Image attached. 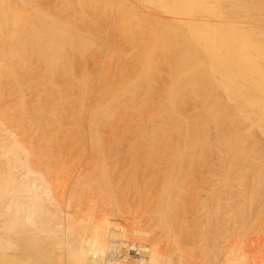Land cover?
Returning a JSON list of instances; mask_svg holds the SVG:
<instances>
[{"label":"bare ground","instance_id":"6f19581e","mask_svg":"<svg viewBox=\"0 0 264 264\" xmlns=\"http://www.w3.org/2000/svg\"><path fill=\"white\" fill-rule=\"evenodd\" d=\"M35 1H37V0H35ZM35 1L33 0V2H32V0H0V66H5V68H7V71L5 70L6 72L4 73V75H6V73L7 74L10 73V75H9L10 80L4 79L5 82L0 81V95L2 97H5L6 100H9L8 96L11 97L13 95H15V96L18 95V97H20V98L24 97V96L28 97V94L30 92H33L34 91L33 89H35L38 85L41 84V82L39 81L40 84H38V85L34 84V85H36V86H34L35 88L33 87V84H32V87H30L31 83L29 80L33 79V77L31 76V79H30V77L28 78L27 75H29L28 73L34 72V70H32L31 72L29 71L27 73L26 67H28V65L27 66L25 65V62L26 61L30 62V60L34 61L33 63H35L37 65V67H36L37 69L34 68L35 67L34 65H33L32 69L34 68L36 71L38 70L39 73L41 71L42 72L44 71L45 75L48 74L50 77H52V76L55 77L58 75V78H59V75L61 77L65 76L67 82H69V83L70 82L72 83L75 80L74 85L77 84V88H75V89H77V92H78V84L81 86L80 90L82 88L84 90H86V84H87V77H85L86 73L83 74L84 73V69H83V73L81 72V74H79L80 70L76 65H77L78 61L84 60L83 56L86 55V51L91 47L90 46L91 44L95 45L96 41L90 39L89 37L88 38L85 37V35H83V33L81 32V31L85 32L84 29H86V30L88 29V26L86 25V23H84V21L89 23V21L85 20L89 17L85 18L84 16L81 15V17L85 18V19H83V18H81V19L84 20V21L83 20L82 21H83L84 25L87 26V28H86V26L82 27L83 25L81 26V24L78 23L79 26H81V28H82V29H79V27H76V24L71 23V21L74 20V17H77V15H78L77 14L78 11L75 12V9L77 10L78 7L81 8V6L89 4L90 6H92L94 13L92 10H88V8L92 9L89 6H87V10H85L84 9L85 7H83V12L88 13L90 11L91 14L93 13V15H95V22H98V21H101L100 19L102 18V16L99 13L103 14L105 12L104 10H106V9H108V10L110 9V13H112L111 11H113V9H115V7H116L117 8L116 11L119 13H122V15H123V13L133 15V18L136 20V22H141L142 25L144 24V26L147 27L146 30L151 28V30L153 32L154 31L153 29H155V31L153 32V34L155 35L154 36L155 39L152 38V40L153 39L155 40V43L158 46H160V49L168 52L167 55H169V56L171 55V57H169V58H171L173 61V62H171L172 63L171 69H172V73L174 75L173 79H175V81L174 80L173 81L176 82L172 88H169L170 93H171V98H172L171 100H169L170 102L172 101L171 105L173 104L175 106L176 102L183 100L182 97H184V96L186 97L187 92L185 93V91H184V93H185L184 96L181 97V90L183 89L182 86L184 84L188 85V88L191 86L190 90H192L194 92V95H197L196 93H200L203 95V93H206V92L207 93L211 92V94H212V91L215 90V92H216V89H217V90L221 91L222 93L226 94V96H228L230 101H232L235 104L236 111H231V109L227 105L222 103L221 97H220V99H218V97H216V94L211 95L208 98V101H206L207 106H204V104H203L204 101L202 102L203 96H201L200 94H198L197 96H199L198 99L202 98L201 103L204 106V108H202V110L203 109L205 110V107H208L206 110H208L209 112L203 111V113L204 114L209 113L207 115H210L212 117V119H214L217 122L218 126L222 130H225V135H226V133L228 135L227 124L230 122L231 124L234 123L236 125L237 123H235L234 121H251L250 125L247 127L248 128L247 131L253 132L252 131L253 129H259L262 131V132L260 131L261 134L262 133L264 134V122H263L264 121V102L261 99L251 95V93L249 91V88H252L254 86H256L257 90L259 88H261L264 91V88H263L264 82H261L264 80L263 79L264 67L260 66V64H261L260 62L264 61V24H263L264 23V15H263L264 12L261 11L262 8L264 10V2H262L260 0H88V3H87V1H85V0H77L78 4H80L81 6L77 4L78 5V7H77L76 4L74 3L75 7H77V8H75L69 4L71 2L70 0H69L70 2L68 0H63L65 2V3L63 2L64 6H66V5L67 6L65 9L66 11H64V12H61L63 10L61 8L62 9L60 11L61 16H63V14L65 12H67V9L69 10L67 12L68 14L65 13L66 15H68L66 17V19H63V17L60 18V12L57 13L58 10H56L55 14H52V12H51L52 10L51 11H50V9L48 10L47 6L45 7L44 5H42L43 4L42 2L40 4V3H34ZM38 2H40V0H38ZM47 2H45V3H47ZM138 2L141 3L142 6H141V4H138ZM53 6H55V4ZM142 7H145L146 9L147 8L148 9L146 10L144 8L145 9L144 10V9H142ZM57 8H58V5H57ZM78 10H80V9H78ZM139 10H141L143 13L146 14V15L145 14L142 15V13H141L142 19H139L137 17V16H139L138 13H140ZM86 11H88V12H86ZM90 12H89V14H90ZM147 13L149 16L147 15ZM97 14H99L101 16V18L99 16H97ZM107 14H109V12H107ZM113 14H115V13H113ZM107 16H103V17H107ZM143 16H147V18L143 19L144 18ZM108 17H107V24H108L109 20H110L109 22H112L113 20H114V23L119 22L118 16H116V18L118 19L117 21L115 19H113L115 17H112V19L108 18ZM125 17H127V16H125ZM93 19H94V17H93ZM77 20H80V19L77 18ZM77 20H76V22H77ZM257 21H259L260 24H258L259 22H257ZM76 22H74V23H76ZM104 22L106 23L105 20H104ZM119 23L115 24V26L117 25L116 26L117 29L115 27H113L114 30H118V26H120ZM141 23L139 25H141ZM93 24H95V23H93ZM101 24H100L99 28H101V26H102ZM122 24H124V23H122ZM139 25H138V29H139V27H141ZM156 25H157V27H156ZM109 26L110 25H108L107 27H109ZM144 26H142V27H144ZM154 26L156 28H154ZM90 27H91V25L89 26V28ZM107 27L105 26V29H108ZM145 27H144V29H145ZM92 28H93V26H92ZM92 28H91V31H92ZM123 28H122V30H123ZM113 29H112V32H113ZM144 29L142 31L143 34L145 31ZM156 29L158 30V32H156ZM89 30H88V32H89ZM99 30L101 31V29H99ZM108 30L106 32L110 33V31H108ZM141 30H142V28H141ZM91 31L89 32V34H91ZM102 31H105V30L103 29ZM101 32L99 33V35L100 34L103 35V32L102 33ZM114 32H116L115 35L117 37L118 36L117 31H114ZM132 32H134L133 29L131 30V33ZM152 32H151V34H152ZM92 33H94V32L92 31ZM97 33H98V31H97ZM125 33L127 35V32H125ZM137 33H138V31H136V34L132 33L131 36L133 37V36L137 35ZM104 34H105V32H104ZM112 34L113 33H111V35ZM145 34L147 35L148 33H145ZM149 34H150V32H149ZM106 35H108V33ZM119 35L123 36L122 33ZM126 35H125V37L127 38ZM144 36H143V38H144ZM129 37H130V35H129ZM140 37H141V35H140ZM148 37H150V36H148ZM148 37H145V38L147 39ZM99 38H101V36ZM111 38H114V37H110V39ZM108 39H109V35H108ZM128 39H126V41ZM130 39H131V37H130ZM130 39H129V41L131 42V40H132V42H133V39H135V38L133 37V39H131V40ZM139 39H142V38H139ZM146 39L144 41L142 40V42H144V44H146V41H147V43H149V42L151 43V41L148 42V40H146ZM123 40H124V38H123ZM123 40H120L119 44L122 43L121 41H123ZM154 40L152 41V43H154ZM101 41H102V39H101ZM101 41H100V43H101ZM118 41H119V39H118ZM135 41H136V39H135ZM124 42H125V40H124ZM123 45H126V44L123 43ZM130 45H128V46L131 48L132 46H130ZM97 46H99V45H97ZM100 46L102 47V43ZM152 46L154 47L153 44H152ZM158 46H156V47H158ZM111 47H109V48H111ZM137 47L139 48L140 46H137ZM120 48L124 49L123 47H120ZM144 48H145V46H144ZM93 49H95V46ZM102 49H103V47H102ZM102 49H100V51H102ZM114 49H116V48H114ZM137 49H135V50H137ZM141 49H139L137 51H141ZM107 50H106L107 51L106 53H108L110 49H107ZM151 50H153V48ZM151 50H150V46H149V49L146 50V52L143 50L145 52L144 55H143V53H142V55H140L144 58L142 60V66L143 67L140 65L142 67V69L141 70L139 69V72L141 71V73L138 74V76H136L135 82H132V83H134L132 85V87L130 86L129 83L127 84V86H125L126 90L130 91L131 93L132 92L134 93L133 88L135 90L136 89L140 90L141 86L149 85L154 80V78H152V77H154L153 74L155 72L152 73L153 69L151 71V69H149V67L152 66V64H154V61H156V59H157L156 57H158L160 54L157 52L159 55L154 57L156 59L153 60L154 55L152 57L150 56V53H152ZM100 51H98V52H100ZM123 52L127 53L126 50H123ZM128 53L130 54L132 52H129V50H128ZM128 53L125 56H127V55L129 56ZM153 54H156V51ZM90 55L91 54H89V56ZM104 55H106V57L108 56L107 54H103V56ZM252 55H254V56H252ZM81 56L83 58L82 60L80 58ZM86 56H88V55H86ZM100 56L101 55H99V59H100ZM113 56L114 55L109 57V59H110L109 64L105 63V66L106 65H112L113 63L116 62V61L114 62V58H112ZM116 56H118V55H115V57ZM119 56H120V54H119ZM142 57H140V58L142 59ZM103 58H102V60H103ZM159 58H160V56H159ZM85 59H86V57H85ZM89 59H91V58L89 57ZM93 59H94V57H93ZM118 59H120V58H118ZM137 60H139V58H137ZM160 60L158 61L159 63H161V61H162V60L161 61ZM93 61L90 60V63L96 64V62L95 61L93 62ZM104 61L106 62L105 59H104ZM119 61L117 60V62H119ZM123 62H125V61H123ZM123 62L122 61L119 62L120 66ZM107 63H108V61H107ZM79 64L81 65L80 62H79ZM87 64H89V63L86 61V65ZM124 64L125 63H123V65ZM127 64H125L124 66L126 67ZM155 64H158V63L155 62ZM91 66L93 67V65H91ZM91 66H86L88 71H90ZM99 66H101V65H99ZM116 66L117 65H115V67ZM120 66H119L118 70L120 69ZM83 67L86 68L84 65H83ZM83 67H80V69ZM95 67H97L96 69L98 70V64H97V66L95 65ZM144 67H146V68H144ZM164 67H165V65L163 64V67L162 68L160 67V69H163V71H164L165 70ZM166 67H167V65H166ZM106 68H107V66H106ZM113 68H114L113 66H108V69H106L107 70L105 72L106 78H105V82L103 84V85H105L104 88L106 89V91H108L109 96L112 97V100L115 99L113 94H116L118 92V88H117L118 86L116 87L115 86L116 84L115 85L113 84V81H112L113 78H111V75H110L111 73H113L112 72ZM150 68H152V67H150ZM0 69H2V68L0 67ZM94 69L95 68L93 67V69H91V70L93 71ZM96 69H95V71H97ZM126 69H127V67H126ZM155 69H156V67H155ZM157 69H158L157 71L159 72V67ZM92 71H90V72H92ZM95 71H93V73H90V72L88 73V74H91L89 76L90 79H91L92 74H95ZM115 71H114V73H115V75H117V72H119V71H117V70H115ZM37 72L34 75H38ZM124 72H125V69H124ZM99 73H100V71H99ZM31 74H33V73H31ZM101 74H103V72ZM124 74H126V73H124ZM160 74H162V73H160ZM164 74H166V73H163V76H164ZM245 74H256V75L260 74V75H258V77H261L262 75L263 76H262L261 80L259 78H258L259 80L256 78H253V80H252V79L245 78L244 77ZM95 75L93 76L94 78H95ZM0 76H2L1 71H0ZM130 76H131V73H130ZM167 76L165 79L166 81H168ZM70 77H71V80H70ZM121 78H122V76H121ZM160 78L163 79V78H165V76L163 78L159 77V79ZM2 79L3 78H1V80ZM54 79H53V82H54ZM63 79H65V78H63ZM63 79H61V80H63ZM102 79L103 78H101L100 80H102ZM159 79H158V84L162 85L161 83H163V81H161V83H159V81L161 80V79L160 80ZM130 80L133 81L134 79L132 80V78H130ZM165 80H164V83L166 82ZM127 81L131 82V81H129V79ZM31 82L35 83L34 80ZM47 82H49V81H47ZM101 82L103 83V80ZM153 82H155V81H153ZM36 83H37V81H36ZM45 83H46V80H45ZM61 83H62V81H61ZM90 83H91V80H90ZM94 83H95V81H94ZM125 84H126V82H125ZM171 84H173V83H171ZM42 85H44V84H42ZM50 85L53 88V85L52 84H50ZM54 85L59 86L56 84V79H55ZM62 85H64V84H62ZM74 85H72V86H74ZM90 85L91 84H89V86ZM160 85H159V87H161ZM170 85L168 87H170ZM68 86L69 85L67 83V87ZM120 86L122 87L123 84ZM120 86H119V88H121ZM151 86H150V88H151ZM40 87H41V85H40ZM59 87H61V86H59ZM63 87H65V86H63ZM96 87L97 88L101 87V88H99L101 90L103 89L102 84L99 87L96 86V84H95V88ZM115 87L117 88V92H112L113 90L116 89ZM62 88H60L59 92H61ZM70 88H71L70 89V93H71L72 87H70ZM90 88L91 87L87 88V90H88L87 92H89ZM144 88L141 87V90L143 89L145 91ZM150 88L149 89L147 88V91L149 92V94L153 92L151 94L153 96L154 89L152 90V88L151 89ZM161 88H163V87H161ZM186 88L187 87H185V90H186ZM45 89L46 88H44V91H45ZM54 89H55V87H54ZM54 89H53V92H54ZM75 89H73V91H75ZM121 89L123 90L124 88H121ZM121 89H119L120 92H121ZM37 90H38V87H37V89H35L36 93H37ZM150 90H152V91H150ZM35 92H33L31 95H34ZM55 92L57 93L56 90H55ZM91 92H93V90ZM95 92H96V90H95ZM98 92H101V91H98ZM130 92H126V93L129 94ZM164 92L168 93V91H166V88L164 89ZM45 93H47V90L45 91ZM83 93L85 94V92H83ZM126 93H124V94H126ZM140 93H141V95L144 94V92L138 91V93H137V91H136V93L134 94V97H136L137 95H140ZM38 94H40V92ZM128 94H126V95H128ZM149 94H147V98H146L147 101L145 100L146 102L149 101L148 100ZM189 94H190V92H189ZM50 95H52V94H50ZM60 95L63 96V93H61ZM66 95H68V94H66ZM38 96L36 97L35 100L41 99V98L39 99ZM81 96H82V94H81ZM152 96H151V98H152ZM158 96H160V95H158ZM161 96H163V94H161ZM212 96H213V98H212ZM31 97H33V96H31ZM88 97H89V95H88ZM88 97L86 99H88ZM121 97H123V95ZM168 97L170 98V96H168ZM189 97H190V95H189ZM15 98H13V101H15L14 100ZM20 98L18 100H21ZM26 98L24 99L25 101L31 100V99L26 100ZM99 98H100V96H99ZM123 98H125V97H123ZM128 98L129 97H126V99H128ZM158 98H155V100H157ZM163 98H167V97L164 96ZM187 98H186V100H187ZM192 98H189V100L190 99L192 100ZM216 98H217V100H216ZM137 99L139 100L140 96H138ZM198 99H197V101H198ZM10 100H12V99H10ZM60 100H61V98H60ZM120 100H122V99L120 98ZM165 100H167V99H165ZM215 100L219 101L220 103L214 102ZM44 101H41V102H44ZM134 101H135V98H134ZM157 101H159V100H157ZM160 101H161V99H160ZM184 101H185V98H184L183 102ZM46 102H48V101H46ZM89 102H90V100H89ZM115 102H117L116 99H115ZM122 102H123V100H122ZM122 102L119 101V106L121 105L120 107H122V104H123ZM127 102L130 103L129 100L128 101L126 100V105H127ZM139 102H141V101H139ZM152 102H150L151 105H152ZM162 102H163V99H162ZM7 103H8V101H7ZM23 103H25V102H23ZM36 103H34V104H36ZM124 103H125V101H124ZM134 103H136V102H134ZM145 103H144V105H145ZM158 103H161V102H158ZM184 103H186V101ZM25 104H24V106H25ZM60 104H62V103H60ZM68 104H67V106H68ZM30 105H31V102H30ZM42 105H43V103H42ZM44 105L42 107H44ZM89 105H90V103H89ZM179 105H182V104L179 103ZM113 106L117 107V103H116V106L115 105H113ZM135 106H136V104H135ZM139 106H138V108H139ZM176 106H178V104ZM6 107L7 108H5L4 112H3L4 109L3 110H2V108L0 109V110H2V112H0V261L2 260L1 261L2 263H3V261H5L4 263H7V264H25L24 260H23V259H25V257L22 256V253H24V255H25V253H27V254H30L31 252L33 253L34 250H32V249L38 248V245H40L39 243L41 242L43 244L42 246L44 247V249L42 248V250L48 256H44L45 254L43 255V253H42L43 257L41 260V259H39L40 258L39 256H41V253L40 254L37 253L39 256L38 255H35V256L38 257L39 261L38 260H37L38 262L35 261L36 263L33 261L32 264H57L55 262L54 257H53V249H52L53 245L54 246L60 245L61 250H62V248L65 249L64 253H66L68 261H67V263H65L63 261V264H186L184 261V258L181 255L175 253L177 255V258H176V255L174 256L173 254L170 253L171 251H173V249L171 250L170 247H171V243H173V245L175 246L177 240H179L181 238L188 240V239H186L188 236L191 239L192 243L193 242H199V243H201L200 246L203 248V250L205 249V251H204L205 253H203V254L206 255V259L203 260L204 262L202 264H264V246H263L262 250L261 249H260V251L255 250L256 252L254 251L253 253L250 251V249H246V248L234 250V247H233V249H231V247L230 248L228 247V241H230V239H231V238L229 239V233L231 232V231L229 232V230H231L233 224L240 222L239 224L242 225L243 222L246 220H249V221L255 220L258 222L263 221V223H264V198L254 199L252 197L249 198L248 196H247V198L244 197L247 194L244 186H243V188H241L242 186H240V188H237L239 191V194H241V193L244 194V196H243L244 198L241 200L235 201V199L233 197V192H234L233 191V188H234L233 185L235 184V183H233V177H235V174H233V176L231 174V171L233 169L230 168L231 165H230L229 161L231 159L229 160L230 156L228 153L231 152L230 148H231V146L234 145V144H232L234 141V138L232 140V143H230L231 146L228 149V152L221 155V156H217V155L214 156V155L208 154V153H207V155L205 154L206 156H204L203 154H204L205 148H203L204 149L203 154L199 153V151L201 149L199 151H198V149L200 148V146H203V142H202L203 139H201V141L197 140L199 138H197V139L194 138L195 140H192V139L186 140L185 139L184 141H181V140L177 141L176 140V142L174 143V146L171 147L172 150L170 149L171 153L167 152V154H166V151L169 150V149H166L167 145L162 148V149L165 148L166 151L164 150L165 153L160 155L161 156L160 159L158 157V159H157L158 160V164H157L158 166L156 165V167H155L156 169H155L150 164L149 165L152 168L150 166H148V167L144 166L146 164H144L142 166L141 162H139L140 164H139V166H137V163H135V161L133 160V157L136 154H138L137 153L138 150H141L140 151L141 153L143 150V149H138V150L136 149L138 147L137 142L130 143V145H131L130 152L127 149V145L124 147V149H121V144H122V146H124V144L117 141V134H116V132H117L116 126H118V124H119V119H117L118 121H114V115H113V113H111V111L109 113L108 110H105V112H107L106 115L111 117V118L108 117L109 120H111V121L106 120L107 116L104 119L106 121H94V120H92V121H79L80 124L87 122V124H89V126L91 128H93V127L97 128V129L99 128V129L103 130V132H99V131H101V130H99V131H97L98 134L96 136L89 139V137H86V133L84 132L85 129H83L84 131H82V132H84L85 134H83L84 136H82L81 138H80V135H77L79 138V139L76 138L78 140V143H77V141L74 140L76 135L74 136L73 139H71L70 135H72L73 132L71 134L68 133L69 129H71L70 125H72L71 124L72 121H63V120L60 121L61 120L60 118L63 116L56 114L57 116H59L58 117L59 119L56 118L59 121H49L50 118L47 121L45 118L50 113L46 116H43L48 112V111L45 112L44 110L46 108H44V110H42V109L41 110L44 112V114L42 116L44 117L45 121L40 120V119H39L40 121H34L33 119H32L33 121H29V120L28 121H21L20 116H22V118L24 119L25 118L24 115L26 114V111L28 109L27 110L25 109L26 111H24V109L23 110L20 109L21 115H19L18 113H17L18 114L17 115L15 111H14L15 112L14 113L12 110H10V108L8 106H6ZM114 107H112L113 110L115 109ZM145 107H143V108L146 110ZM181 107H183V106H181ZM33 108H34V106L30 107L29 110H31V109L32 110L29 113L32 114V111H33V115L36 114L35 116L38 117L37 113L35 112V110H33ZM37 108H39L38 109V112H39L40 107H37ZM62 108H64V107H62ZM99 108L97 105V109H99ZM179 108L180 107L178 106V108L176 107L175 109H179ZM249 108H254V109L258 110V113L259 112L261 113L260 117H258L256 115L257 118H251L249 116ZM6 109H8V110H6ZM13 109H14V107H13ZM97 109H94V110L97 111ZM124 109L122 108L121 112ZM136 109L133 108V110H136ZM152 109L154 110V108H152ZM184 109L181 108V111ZM117 110H119V109H117ZM202 110H201V112H202ZM36 111H37V109H36ZM125 111H126V109L124 110L123 114L125 113ZM181 111L179 109L178 112L180 113ZM187 111H188V109H187ZM18 112L20 113V111H18ZM56 112H61V111H58V109H57ZM142 112L141 111L135 112V115L137 114V116H138V113H142ZM167 112H169V110ZM191 112H189L190 116H191ZM29 113L27 112V114H29ZM39 113H41V112H39ZM96 113L97 112H94L95 115H96ZM132 113H133V111H132ZM15 114H16L17 118L18 117L20 118V119H18L20 121H17ZM70 114H71V112H70ZM123 114L121 116H123ZM131 114H129V115L131 116ZM146 114H144V115H146ZM148 114H150V113L148 112ZM186 114H188V113L186 112ZM186 114H184V115H186ZM38 115H40V114H38ZM129 115L125 114V116H129ZM139 115L142 116V114H139ZM144 115L142 117L140 116L141 121L144 120V119H142V118H145ZM165 115H166L165 116V119H166V117L169 115H167V114H165ZM170 115L174 121H178L179 115L177 116L175 111L174 112L171 111ZM57 116H55V117H57ZM117 116H118V113H117ZM130 116H129V118H130ZM137 116L135 117L136 118L135 121L137 120V118L139 119V117H137ZM156 116L158 117V115H156ZM163 116H164V114H163ZM163 116H161V117H163ZM204 116H206V115H204ZM198 117H200V114ZM201 117H203V116L201 115ZM208 117H206V120ZM40 118H41V116H40ZM119 118L121 119V117H119ZM190 118H193V117H190ZM196 118L197 117H195L193 119L196 120ZM92 119H94V118H92ZM123 119H122V121H123ZM183 119H185V117H183ZM187 119H189V118H187ZM132 120H134L133 117H132ZM163 120H160V121H163ZM166 120L171 121L168 119H166ZM214 120H212L210 124H214V122H213ZM145 121H147V119H145ZM158 121H159V119H158ZM188 121H191V120H188ZM188 121H186V123H189ZM199 121H201V120H199ZM202 121H203V119H202ZM74 122H76V121H73V123ZM186 123H185V127H186ZM196 123H198V122H196ZM205 124H207V123L205 122ZM235 125L233 126L234 128H235ZM85 126L86 125H84V127L81 126L80 127L81 130H82V128H86ZM211 127H213V126H211ZM219 127H217V129H215V130H218ZM229 127H231V125ZM233 127H232L233 130H231L232 133L235 130ZM241 127H243V126H241ZM106 129H108V130H106ZM137 129L139 130L140 128H137ZM190 129H191V127H190ZM229 129H231V128H229ZM229 129H228V131H230ZM237 130H238V128H237ZM88 131L90 132L91 129H89ZM105 131H107V132H105ZM104 132L106 133L105 135H104ZM193 132H195V131H193ZM221 132L218 131L219 135L221 134ZM94 133L91 132V134H93V135H94ZM139 133H141V132H138L136 134H139ZM147 134H149V133H147ZM190 134H192V133H190ZM230 134L231 133H229V135ZM247 134H249V133H247ZM234 135L235 134H232L233 137H234ZM193 136H194V134H193ZM232 136H230V137H232ZM90 137H91V135H90ZM155 137H156V135H155ZM190 137H192V136L190 135ZM248 137H249V135H248ZM219 139L222 140L221 137ZM226 139H227V136H226ZM142 140H144V142H146L144 137ZM155 140H157V139H155ZM148 141H150V140L148 139ZM169 141H172V140H169ZM140 142H141V140H140ZM164 142H165L164 144H166V141H164ZM222 142H224V141H222ZM222 142L220 143L221 145H222ZM230 142H231V140H230ZM251 142H253V145H254V140ZM257 142H258V140H257ZM119 143H121V144H119ZM225 143H226V145L223 143L225 146L222 145L220 147V149L223 147L226 148V146H229L227 144L228 143L227 141H225ZM147 144L145 146H149V147L151 145H153L152 147H155V146L159 147V145L163 146L162 141H160L159 145H158V141H154V143L149 142V145H147ZM215 144L216 143H214V145ZM256 144L257 143H255V146H256ZM206 145H208V144H206ZM206 145H204V147ZM211 145H212V143H211ZM250 145H252V143ZM76 146L79 148L80 147H82V148H80V150H76L75 149ZM86 146H87V150L85 151ZM236 146H237V144H236ZM236 146H235V148H236ZM142 147H144V145ZM209 147H211V146H209ZM155 148H154V150H152L150 147V149H148V151L146 149V151H145L146 153L143 152V156L146 158L150 157L149 160L150 159L153 160L152 161L153 163L155 160L153 154H156L158 152L157 150H162L161 147H159L158 149L156 148L157 150ZM207 148H208V146H207ZM208 149H210V148H208ZM217 149L219 150V148H217ZM242 149H240V150L243 151ZM221 152H223V151H221ZM238 152H240V151H238ZM251 153H253V152H251ZM230 154L232 155V153H230ZM201 156H202V159H200ZM237 156H239V155H237ZM243 156L245 157V155H243ZM253 156H255V153ZM81 158L83 159L82 162H80ZM204 158H206V160H207V161H205V163L207 162L208 164H205L206 168L202 169V165L198 166L197 163H198L199 159H200V161L201 160L204 161ZM255 158H257V156ZM136 159H137V157H136ZM142 159L147 161V159H144V158H142ZM258 159L261 160V157L259 158V156H258ZM263 159H264V157H263ZM137 160H141V158H138ZM157 160H155V161L157 162ZM235 161H237V160L235 159ZM235 161L233 162V164H235ZM241 161H243L246 164V167L250 166V163L253 162V161H251V159L250 160L242 159ZM142 162H145V161H142ZM156 162H155V164H156ZM243 162H241V163L243 164ZM215 163H217L218 166L220 164V166L218 168L217 167L215 168L214 166H216V165H213ZM255 163H257V161ZM211 165H213V166H211ZM70 167H72V168L75 167L77 169V173L80 172L79 169H81V168L82 169H86V168L90 169L91 168V172L92 173L94 172V174H96V172H98L97 174L98 175L100 174L101 180L99 178L100 181H96V182L99 183L102 181L103 183H105L103 185L104 186L106 185L107 186L106 189L107 190L109 189V191H112V190H113V192H115V190L117 191L118 188L117 189L114 188V187H118V186H115V181H117L116 185L118 183L117 179H120L119 182H121V180H123V179L129 180V183L131 182L129 185V188H132L131 184L133 185L134 182L135 183L137 182V185L142 186V183L138 184V182L146 181L147 178L152 180L153 177L155 178V179H153V181H155L156 189L154 188V185L151 184L153 187H149L151 192L149 191L147 197L145 198L143 196L144 197L143 198L141 196V197H139V199H137V200H139L138 206L141 207L140 214L138 213V211L135 212L133 210L134 208L132 209V206H130L131 208H129V205L127 207L129 209H127V210H126V208H121V206H119V205H118V207H120V208L113 209V210H117L118 213L126 215V225H124V224L114 225V220H116V214L113 210L110 211L107 209L98 210V211H100L99 214L96 210L92 209L91 212L95 211V213L90 212L92 216H89L90 214H88L89 217L86 216V218H85V217H81L80 215L79 216L76 215V216H78V219H75L76 216L73 214L75 216L74 217L72 215V212H71V210L73 211L72 202L75 203L74 202L75 199H74V201L72 200V197L74 196V193H75V191L72 190L73 185H71L73 180H71L70 177H69L70 179L69 178L67 179L65 177V176H67V174H68L67 172H69ZM75 168L72 170H75ZM239 168L241 169V167H239ZM239 168H238V172H239ZM262 168L263 167H261V171H262ZM89 169H87V170H89ZM244 169H246V168L243 167L242 170H244ZM87 170H84V171H86V173H88ZM257 170H259V169H257ZM249 171H251V170H249ZM72 172H69V173L71 174ZM235 172H237V171L235 170ZM238 172H237V174H238ZM247 172H248V170H247ZM247 172H244V174L245 173L247 174ZM262 172H264V171H262ZM77 173H76V175H77ZM81 173H82V171H81ZM256 174H257V172H256ZM252 175H254V174L252 173ZM74 176H75V172H74ZM79 176H80V178L78 177L79 180H82L81 179L82 175L79 174ZM150 177H152V178H150ZM59 178H60V181H61V178H62V180H65V181L70 180V181L69 182L66 181L68 183L65 182L64 185H60L61 182L59 181ZM94 178H96V177H94ZM239 178H241V177H239ZM90 180H88V181H90ZM244 180H246V179L243 178L242 182H244ZM75 182L77 184L79 183L82 185V183H80V182H77V181H75ZM85 182L83 181V183H85ZM187 182H190L191 186L189 189V197L185 198V200H184V198H182V196H184V193L186 191L185 190V187H186L185 184ZM242 182H241V184H242ZM92 183L94 184L95 182L92 181ZM256 183H257V181H256ZM143 184H144V182H143ZM83 185H85V184H83ZM148 185L146 186L147 188H148ZM259 185H260V183L257 185V187ZM139 186L135 187V189L139 190L140 189ZM76 187H78V185ZM133 188H134V185H133ZM135 189H131V190L135 191ZM241 189H243V190L241 191ZM257 189H256V191H257ZM100 190H101V188H100ZM138 190H137V193H138ZM141 190L142 189H140V191ZM106 191H103V192L101 191V192L104 194L106 193L105 195H107ZM256 191L254 190V195H255ZM113 192H112V194H113L112 199H114L118 194L117 193L115 196ZM249 193H250V191H249ZM112 194H111V196H112ZM251 194H252V192H251ZM129 195H131V194H129ZM138 195H139V193H138ZM77 197L78 196L76 195V199L78 201ZM135 197H136V195H135ZM118 198H119V196H117V198H116L117 201H118ZM133 198L134 197H132L131 199H133ZM129 199H130V196H129L128 200L125 198V201L126 200L129 201ZM233 199H234V201H233ZM140 200H141V204H140ZM113 201L115 202V199ZM80 202H81V200H80ZM80 202H78L79 207H80ZM78 203H77V205H78ZM129 204H130V202H129ZM75 206H76V204H75ZM79 207H78V211L81 212V209H79ZM74 211H76L75 207H74ZM96 212H97V214H96ZM241 221H242V223H241ZM76 222H77V224H76ZM247 223H249V222H247ZM259 225H261V224H259ZM263 225H261V226H263ZM235 226H237V225H235ZM250 226H252V225H250ZM257 227L258 226H256V228ZM208 230H210V232H212V231L214 232V235H212V237H210V241L208 239H205V234ZM129 233H132L133 237H129ZM208 235H210V234H208ZM235 237H236V235H235ZM231 242H229V243H231ZM261 242H262V244H260V245L262 246L264 243L262 240H261ZM250 243H251V241H250ZM221 244H223L222 245L223 247L222 246L218 247ZM44 245L45 246L47 245V247H45ZM231 245H232V243H231ZM174 246H172V247H174ZM168 247H169V249H168ZM210 247L213 248V249H211V251L209 250ZM12 248H14V250H17V251H14L12 254V255H15V258H10L9 256L3 254L4 253L3 250H6V249L12 250ZM130 248L131 249L132 248L137 249L140 252H142V256H140L141 258H135V259L132 258L128 253V250ZM178 248L179 247H177V249ZM198 248H200V247H198ZM202 248H200V249L202 250ZM11 252L12 251H10V252L8 251V253H11ZM61 252L63 253V251H61ZM175 252H178V251H175ZM182 252L184 253V251H182ZM183 253H180V254H183ZM118 254H120V255L117 256ZM183 255H185V254H183ZM179 256L182 257V260L180 259ZM28 257H30V256H28ZM198 258H200V257H198ZM62 259L64 260L66 258H64V256H62ZM200 260H202V256H201ZM30 262H31V260H30Z\"/></svg>","mask_w":264,"mask_h":264},{"label":"rangeland","instance_id":"374dc122","mask_svg":"<svg viewBox=\"0 0 264 264\" xmlns=\"http://www.w3.org/2000/svg\"><path fill=\"white\" fill-rule=\"evenodd\" d=\"M35 1V0H34ZM48 1V2H47ZM58 1V2H57ZM69 1V0H68ZM71 1V2H70ZM69 2V4L71 5V6H73V7H75V4H76V6L78 7V5H80V4H78V2H77V0H70ZM85 1H87V3H88V0H85ZM260 1H262V2H264L263 0H260ZM32 2H33V0H32ZM41 2L43 3L42 5H44L45 7L47 6V8H48V10L50 9V11L52 12V14H55L56 13V10H58L57 11V13L58 12H60L62 9V11L61 12H64V11H66L65 9H66V6H64V4H63V0H40V2H38V0L37 1H35L34 3H40L41 4ZM45 2H47V3H45ZM53 2V3H52ZM56 2V3H55ZM65 3V2H64ZM75 3V4H74ZM46 4V5H45ZM50 4V5H49ZM55 4V6H53ZM74 4V5H73ZM78 4V5H77ZM138 4H141V3H139L138 2ZM49 5V6H48ZM57 5H58V8H57ZM62 6V7H61ZM81 6V5H80ZM87 6H89V7H91L92 8V6H90L89 4H87V5H83V6H81V8L80 7H75V8H77V10L75 9V12H77V17H74V20H72L71 21V23L72 24H76V27H79V29H82L81 28V26L82 27H84V26H88V29L86 30V29H84L85 30V32H83V31H81L82 33H83V35H85V37H89L90 39H92V40H94V41H96V44L94 45V44H91L90 46V48L86 51V55H88V56H86V55H84L83 57H84V60L83 61H78L77 62V67L79 68V74H81V72L83 73V69H84V73L83 74H85L86 73V76L85 77H87V84H86V90H84L83 88L80 90V85L78 84V92H77V89H75V88H77V84L76 85H74V83H75V80L71 83H69V82H67V80H66V77L65 76H63V77H61L60 75H59V78H58V75L57 76H52V77H50L48 74L47 75H45L44 73V71L42 72H40L39 73V71L37 72L35 69H37L36 67H37V65L35 64V63H33L34 61H32V60H30V62L29 61H26L25 62V65L27 66L28 65V67H26L27 69H26V72L28 73L29 71L31 72L32 70H34V72H31V73H33V74H31V73H28L29 75H27V77L29 78L30 77V79H31V76L33 77V79H31V80H29L30 81V83H31V86L30 87H32V84H33V87L34 86H36V85H38V84H40V82H41V87H40V85H38L37 87H38V90H37V93L35 92V89H37V87L35 88V89H33L34 91L33 92H35L34 93V95H31L33 92H30L29 94H28V97L27 96H24V97H18V95H13V96H8L9 97V100H6L5 99V97H2L1 95H0V109L2 108V110H3V112L5 111V108H7L6 106H8L9 108H10V110H12L13 112L15 111L16 112V114L18 113L19 115H21V110H23L24 109V111H26L27 109L29 110L30 109V107H33L34 106V108H33V110H35V112L37 113V116L38 117H36L35 115H33V111H32V114H30L29 112H31V110H27L26 111V114L24 115L25 116V118L23 119L22 118V116H20L21 117V119L18 117H16V114H15V117H16V119H17V121H40V120H44V117L43 116H46V115H48L49 113V115L48 116H46V120L48 121L49 120V118H50V120L49 121H59L58 119V117L59 116H57V115H60V116H63V117H61L60 119V121H72V125H70V127H71V129H69V131H68V133L69 134H71L72 132V135H70L71 136V139H73L74 138V136H75V141H77V143H78V140L77 139H79L78 138V136L77 135H80V138L82 137V136H84L83 134H85L86 133V137H89V139H91V138H93L94 136H96L97 134H98V132L97 131H99V130H101V129H97V128H95V127H93V128H91L90 126H89V124H87V122L86 123H79V121H92V120H94V121H106V120H108V121H111V120H109V118L108 117H110V116H107L106 115V113L107 112H105V110H108V112L110 113V111H111V113H113V115H114V121H118L117 119H119V124H118V126H116L117 128V132H116V134H117V141H119V142H121V143H123L124 144V146H122V144L121 143H119V144H121V149H124V147L127 145V149H128V151L130 152V149H131V145H130V143H134V142H137V150L138 149H143L142 150V153L140 152L141 150H138L137 151V153L138 154H136L134 157H133V160L135 161V163H137V166H139V162H141V165L143 166L144 164H146V165H144V166H146V167H148V166H152V167H156V165L158 164V157H159V159H160V155H162L163 153H165V151H166V149H169L168 151H166V154H167V152H169V153H171V150H172V146H174V143L176 142V140L177 141H179V140H181V141H184L185 139L187 140H195V139H197V138H199V139H197V140H200L201 141V139H203L202 140V142H203V146H200V148L198 149V151H199V153H201V154H203V151H204V149L203 148H205V151H204V156H206L207 155V153L208 154H212V155H217V156H221V155H223V154H225V153H227L228 152V149L230 148V146H231V144L230 143H232V140H233V138H234V141H233V143L232 144H234L233 146H231V152H229L228 154H229V156H230V158H229V162H230V168H232L233 170L231 171V174H232V176H233V174H235V177H233V183H235L234 185H233V197H234V199H235V201L236 200H241V199H243L244 197H246L247 198V196L250 198V197H252V198H254V199H260V198H264V172H262V171H264V159H263V157H264V134L262 133L261 134V130H259V129H253L252 131L253 132H249V131H247V127L250 125V123H251V121H234L235 123H237L236 125L234 124V123H228L227 124V128L229 129V128H231V129H229L230 131H228V129H227V132H228V135H229V133H231L229 136L227 135V133H226V135H225V130H222L219 126H218V124H217V122L214 120V119H212V117L210 116V115H207V114H209V113H203V111H207V112H209L208 110H206L208 107H205V110L203 109L202 110V108H204V106H207L206 105V101H208V98L211 96V95H215L216 94V97H218V99H220V97H221V101H222V103H224L225 105H227L230 109H231V111H236V108H235V104L232 102V101H230V99L228 98V96H226V94H224V93H222L221 91H219V90H217L216 89V92H215V90L214 91H212V94H211V92H209V93H203V95L202 94H200V93H196L197 95L198 94H200L201 96H203V100H202V98L201 99H198V97L199 96H197V95H194V92L192 91V90H190L191 89V86L188 88V85H183L182 86V90H181V97L182 96H184V94L186 93V97L184 96V97H182V99L184 100V98H185V101H186V103H184L183 102V100H181V101H179V102H176L175 104L177 105L178 104V106L180 107L179 109H180V111H181V108L182 109H184V110H182L180 113L178 112L179 111V109H175L176 107L178 108V106H174L173 104L171 105V103H172V101L170 102L169 100H171L172 98H171V93H170V89L169 88H172L173 87V85L176 83V82H174L175 81V79H173V77H174V75H173V73H172V69H171V65H172V63L171 62H173L172 61V59L171 58H169V57H171V55L169 56V55H167L168 54V52H166V51H163L162 49H160V46H158L156 43H155V38H154V34H153V32L155 31V29H153L154 31L152 32V30H151V28H149L148 30H146L147 29V27H145L144 26V24L142 25V23L141 22H136V20L133 18V15H129V14H124L123 13V15H122V13H119V12H117L116 11V7H115V9H113V11H111L112 13H110V9L108 10V9H106V10H104L105 12L103 13V14H101V13H99L101 16H102V18H101V16L99 15V14H97V16H99L101 19V21H98V22H95V15H93V13H94V10H93V8L92 9H90V8H88V10H92L93 11V13L91 14V12H90V14H89V12L88 11H86V12H88V13H85V12H83V7H85L84 9L85 10H87ZM141 6H142V4H141ZM62 8V9H61ZM70 8V7H69ZM145 7H142V9H144ZM60 9V10H59ZM78 9H82L81 11L80 10H78ZM146 9V8H145ZM144 9V10H145ZM148 9V8H147ZM146 9V10H147ZM84 10V11H85ZM151 10V9H150ZM69 10L67 9V12H68ZM115 11V12H114ZM140 11V13H138L139 14V16H137L139 19H142V16H141V13H142V15H144L145 13H143L141 10H139ZM261 11L262 12H264V10H263V8L261 9ZM54 12V13H53ZM61 12H60V18H62L63 17V19H66V17L68 16V15H66L65 13H67V12H65L64 14H63V16H61ZM107 12H109V14H107ZM113 13H115V14H113ZM259 13V12H258ZM257 13V14H258ZM68 14V13H67ZM113 14V15H112ZM118 14V15H117ZM137 14V15H138ZM65 15V16H64ZM81 15L82 16H84L85 18H87V17H89V18H87V19H85V18H83V17H81ZM93 15V16H92ZM109 17H108V16ZM120 15V16H119ZM136 15V14H135ZM146 15V14H145ZM147 15H148V13H147ZM264 15V14H263ZM80 16V17H79ZM96 16V17H97ZM103 16H107L108 18H111L112 19V17H115V18H113V19H115L116 21L119 19V22H116L117 24L119 23V25L120 26H118V30H114L113 29V27H115L116 28V26H115V24L116 23H114V20L112 21V22H109L108 21V24H107V17H103ZM116 16H118V19L116 18ZM125 16H127V17H125ZM149 16V15H148ZM59 17V16H58ZM93 17H94V19H93ZM144 18L143 19H145V18H147V16H143ZM77 18L78 19H80V20H77ZM81 18H83V19H85L86 21H89V23L88 22H85L83 19H81ZM91 18V19H90ZM106 18V19H105ZM126 19V20H125ZM76 20H77V22H76ZM84 21V23H86V25H84V23H83V21ZM104 20L106 21V23L104 22ZM124 22H123V21ZM74 22H76V23H74ZM124 23V24H122V23ZM257 22H259V21H257ZM81 24V26H79V24ZM93 23H95V24H93ZM99 25H98V24ZM102 23V24H101ZM104 23V24H103ZM110 23V24H109ZM141 23V25H139ZM100 24L103 26H101V28H99V26H100ZM112 24V25H111ZM258 24H260V22L258 23ZM264 24V23H263ZM91 25V27L89 28V26ZM96 27H95V26ZM98 25V26H97ZM108 25H110L109 27H107ZM124 25V26H123ZM138 25L139 26H141V27H139V29H138ZM87 26H86V28H87ZM92 26H93V28H92ZM105 26L109 29H105ZM142 26H144L145 27V29H144V27H142ZM95 27V28H94ZM111 27V28H110ZM123 28V30H122V28ZM133 27V28H132ZM156 27H157V25H156ZM155 26H154V28H156ZM91 28H92V31L94 32V33H92V31H91ZM105 30V31H102L103 29ZM121 28V29H120ZM141 28H142V30H141ZM90 29V30H89ZM99 29H101V31L103 32V35L102 34H100L99 35V33L101 32ZM112 29H113V32H112ZM117 29V28H116ZM133 29V31L134 32H132V33H134V34H136V31H138V33H137V35H135V36H133L135 39H136V41H135V39H133V37L131 36L132 35V33H131V30ZM143 29L145 30L144 31V34L142 33V31H143ZM88 30H89V32L91 31V34H89V32H88ZM110 31V33L109 32H106V31ZM97 31H98V33H97ZM114 31H117V37H116V32H114ZM121 31V32H120ZM127 32V35H126V33L125 32ZM140 31V32H139ZM148 31V32H147ZM88 32V33H87ZM101 32V33H102ZM104 32H105V34H104ZM119 32V33H118ZM149 32H150V34H149ZM151 32H152V34H151ZM156 32H158V30L156 29ZM108 33V35H109V39H108V35H106ZM111 33H113L112 35H111ZM122 33V35L124 36H120L119 34H121ZM125 33V34H124ZM140 33V34H139ZM145 33H148L147 35L145 34ZM143 34V35H142ZM100 37L101 36V38H99L98 36ZM125 35L127 36V38L125 37ZM129 35H130V37H131V39H133V42H132V40L130 39V37H129ZM139 35V36H138ZM140 35H141V37H140ZM145 35V36H144ZM120 36V37H119ZM139 38H142V39H139ZM143 36H144V38H143ZM148 36H150V37H148ZM152 36V37H151ZM110 37H114V38H111L110 39ZM119 37V38H118ZM122 37V38H121ZM145 37H148L147 39L145 38ZM99 38V39H98ZM123 38H124V40H125V42H124V40H123ZM130 39L131 40V42L129 41V39L126 41V39ZM152 38H154L153 40H154V43H152ZM101 39H102V41H101ZM115 39V40H114ZM118 39H119V41H118ZM148 40V42L149 41H151V43L154 45V47L152 46V44L150 43H147V41H146V44H144V42H142V40L144 41V40ZM114 40V41H113ZM117 40V41H116ZM120 40H123V41H121L122 43H120L119 44V42H120ZM139 40V41H138ZM141 40V41H140ZM100 41H101V43H102V47H103V49H102V47L100 46L101 45V43H100ZM113 41V42H112ZM129 41V42H128ZM109 42V43H108ZM111 42V43H110ZM113 43V44H112ZM123 43L124 44H126V45H123ZM129 43V44H128ZM109 44V45H108ZM131 44V45H130ZM134 44V45H133ZM138 44V45H137ZM145 46V48H144V46ZM97 45H99V46H97ZM128 45H130V46H132L131 48L128 46ZM94 46H95V49H93L94 48ZM107 46V47H106ZM112 46V47H111ZM128 48H127V47ZM137 46H140L139 48L137 47ZM148 46V47H147ZM149 46H150V50L153 48V50H151L152 51V53H150V56L152 57L153 55V60L154 59H156V61H154V64H152V66H150V67H152V68H150L149 67V69H151V71H152V69H153V71H152V73H154L153 74V76L154 77H152V78H154V80L153 81H155V82H151V84H149V85H144V86H141V87H145L144 89H145V91L143 90H141V87H140V90H135L134 88H133V90H134V93L132 92H130V91H128V90H126V87L125 86H127V84L129 83L130 84V86L132 87V85L134 84V83H132V82H135V80H136V76H138V74H140L141 73V71L139 72V69L141 70L142 69V60L144 59L142 56H140V55H142V53H143V55H144V53L146 52V50H148L149 49ZM156 46H158V47H156ZM99 47V48H98ZM109 47H111V48H109ZM120 47H123L124 49H122V48H120ZM143 47V48H142ZM106 48V49H105ZM114 48H116V49H114ZM121 50H120V49ZM138 48V49H137ZM142 48V49H141ZM158 48V49H157ZM100 49H102V51H100ZM107 49H110L109 50V54L108 53H106L108 50ZM113 49V50H112ZM129 50V52H132V53H128V50ZM133 49V50H132ZM135 49H137V50H139V49H141V51H137V50H135ZM157 49V50H156ZM160 49V50H159ZM107 50V51H106ZM123 50H126L127 51V53L129 54V56L127 55V56H125L127 53L126 52H123ZM145 52H144V51ZM98 51H100V52H98ZM115 53H114V52ZM154 51V52H153ZM155 51H156V54H153V53H155ZM112 52V53H111ZM139 52V53H138ZM160 54H158V53ZM91 54L90 56H89V54ZM100 53V54H99ZM120 54V56H119V54ZM101 55L100 56V59H99V55ZM103 54H107L108 56V58L106 57V55H104L103 56ZM170 54V53H169ZM112 55H114L112 58H114V62L116 61L117 62V60L119 61V62H123V61H125V62H123V63H125V64H127L126 65V67H127V69H126V67L123 65V63L121 64V66H120V63L119 62H115V63H113L112 65H106L107 66V68H106V66H105V63L106 64H109V61H110V59H109V57L110 56H112ZM115 55H118V56H116L115 57ZM157 55H159L160 56V58H159V56L158 57H156ZM167 55V56H166ZM255 55V54H254ZM254 55H252V56H254ZM104 58H103V57ZM85 57H86V59H85ZM88 57V58H87ZM89 57L91 58V59H89ZM93 57H94V59H93ZM140 57H142V59L140 58ZM154 57H156V58H154ZM81 58V60L83 59L82 58V56L80 57ZM79 58V59H80ZM102 58H103V60H102ZM116 58V59H115ZM118 58H120V59H118ZM137 58H139V60H137ZM163 60H162V59ZM173 58V57H172ZM104 59L106 60V62L104 61ZM151 59V58H150ZM161 61V63H159L158 61L159 60ZM90 60L91 61H95L96 62V64H94V63H90ZM168 62H167V61ZM23 61V60H22ZM86 61L89 63V64H87L86 65ZM93 61V62H94ZM107 61H108V63H107ZM128 61V62H127ZM79 62L81 63V65L79 64ZM98 62V63H97ZM155 62L156 63H158V64H155ZM104 63V64H103ZM119 63V64H118ZM261 64H260V66H262V67H264V61L263 62H260ZM97 64H98V70L96 69L97 67H95V65L97 66ZM160 64V65H159ZM163 64L165 65V67H164V71H163V69H160V67L162 68L163 67ZM24 65V66H25ZM33 65L35 66L33 69H32V67H33ZM83 65L86 67V66H91V65H93V67L97 70V71H95V69L93 70V71H95V74H92V76H91V79H90V75L91 74H88L90 71H92L91 69H93V67L91 66L90 67V71H88V69H87V67L86 68H84L83 67ZM99 65H101V66H99ZM115 65H117L116 67H115ZM120 66V69L118 70V68H119V66ZM142 67H141V66ZM156 65V66H155ZM166 65H167V67H166ZM108 66H113L114 68L112 69V72L113 73H111L110 75H111V78H113L112 79V81H113V84L118 88V92H117V88L115 89V90H113L112 92H117L116 94H113L114 95V98L117 100V102H115V99L114 100H112V97H110L109 96V93H108V91H106V89L104 88V86L105 85H103L104 84V82H105V76H106V69H108ZM2 69H0V71H1V75L2 76H0V81L1 82H5V80L7 79H9V75H10V73L9 74H7L6 73V75H4V73L7 71V68H5V66H0ZM80 67H83V68H81L80 69ZM130 69H129V68ZM155 67H156V69H155ZM159 67V72L160 73H162V74H160L157 70V68ZM5 68V69H4ZM31 68V69H30ZM116 68V69H115ZM144 68H146V67H144ZM167 68V69H166ZM16 69V68H15ZM124 69H125V72H124ZM6 70V71H5ZM82 70V71H81ZM115 70H117V71H119V72H117V75H115V73H114V71ZM161 70V71H160ZM93 71L92 72H90V73H93ZM99 71H100V73H99ZM36 72H37V74L38 75H34V74H36ZM103 72V74H101ZM116 72V71H115ZM168 72V73H167ZM43 73V74H42ZM99 73V74H98ZM124 73H126V74H124ZM129 73V74H128ZM130 73H131V76H130ZM163 73H166V74H164V76H165V78H163L164 76H163ZM78 74V75H79ZM135 74V75H134ZM4 75V76H3ZM34 75V76H33ZM40 75V76H39ZM42 75V76H41ZM45 75V76H44ZM95 75V78L93 77ZM104 75V76H103ZM126 75V76H125ZM133 75V76H132ZM168 75V76H167ZM258 75H260V74H258ZM258 75H256V74H245L244 75V77L245 78H248V79H252L253 80V78H256V79H262V76L261 77H258ZM121 76H122V78H121ZM162 77L163 79H159V77ZM166 76H167V80L168 81H166L165 79H166ZM6 77V78H5ZM134 77V78H133ZM1 78H3L2 80H1ZM55 78L56 79V84L57 85H59V86H61V87H59V86H56V85H54V82H55V79H54V82H53V79ZM63 78H65V79H63ZM101 78H103L102 80H103V83L101 82L102 80H100ZM130 78H132V80L133 81H131L130 80ZM5 79V80H4ZM58 79V80H57ZM61 79H63V80H61ZM129 79V81H131V82H128L127 80ZM158 79L160 80L159 81V83H161V81H163V83H161L162 85H160V84H158ZM258 79V80H259ZM263 79H264V77H263ZM10 80V79H9ZM34 80V82L35 83H33V82H31V81H33ZM45 80H46V83H45ZM66 80V81H65ZM70 80H71V77H70ZM73 80V79H72ZM90 80H91V83H90ZM97 80V81H96ZM100 80V81H99ZM164 80L167 82H165L164 83ZM174 80V81H173ZM36 81H37V83H36ZM40 81V82H39ZM47 81H49V82H47ZM61 81H62V83H61ZM94 81H95V83H94ZM99 81V82H98ZM120 81V82H119ZM39 82V83H38ZM97 82V83H96ZM125 82H126V84H125ZM261 82H264V80L263 81H261ZM52 84L53 85V88H52V86L50 85V84ZM66 83V84H65ZM67 83H68V87H67ZM107 83V82H106ZM119 83V84H118ZM171 83H173V84H171ZM34 84H36V85H34ZM42 84H44V85H42ZM62 84H64V85H62ZM71 84V85H70ZM89 84H91L90 86H89ZM93 84V85H92ZM95 84H96V86H101V84H102V90L101 89H99V88H101V87H99V88H95ZM118 84V85H117ZM123 84V86L121 87L120 85H122ZM154 84V85H153ZM165 84V85H164ZM171 84V85H170ZM72 85H74V86H72ZM152 85V86H151ZM159 85L161 86V87H165L166 88V91H168V93L167 92H164V89L163 88H161V87H159ZM164 85V86H163ZM170 85V87H168ZM63 86H65V87H63ZM94 86V87H93ZM119 86L121 87V88H124L123 90L121 89V88H119ZM150 86H151V88H152V90L154 89V94H153V96L151 95L152 93H150L149 94V92L147 91V88L149 89L150 88ZM154 86V87H153ZM46 88L45 89V91L47 90V93H45V91H44V88ZM50 87V88H49ZM54 87H55V89H54ZM63 87V88H62ZM70 87H72V91H71V93H70ZM89 87H91L90 89H89V92H87L88 90H87V88H89ZM159 87V88H158ZM185 87H187L186 88V90H185ZM49 88V89H48ZM60 88H62L61 89V92H59V90H60ZM150 88V89H151ZM168 88V89H167ZM255 88V89H254ZM264 88V87H263ZM42 89V90H41ZM53 89H54V92H53ZM73 89H75V91H73ZM98 89V90H97ZM119 89H121V92H120V90ZM161 89V90H160ZM189 89V90H188ZM40 90V91H39ZM50 90V91H49ZM52 90V91H51ZM55 90L57 91V93L55 92ZM83 90V91H82ZM93 90V92H91ZM95 90H96V92H95ZM152 90H150V91H152ZM49 91V92H48ZM64 91V92H63ZM98 91H101V92H98ZM103 91V92H102ZM136 91H137V93H138V91L139 92H144V94H142L141 95V93H140V95H135L136 97H134V94L136 93ZM159 91V92H158ZM184 91H185V93H184ZM249 91H250V93H251V95H253V96H255V97H257V98H259V99H261L263 102H264V91L261 89V88H259L258 90L256 89V86H254V87H252V88H249ZM28 92V91H27ZM40 92V94H38ZM53 92V93H52ZM82 92V93H81ZM83 92H85V94L83 93ZM126 92H130L129 94L128 93H126ZM148 92V93H147ZM189 92H190V94H189ZM45 93V94H44ZM61 93H63V96L62 95H60ZM74 93V94H73ZM88 93V94H87ZM94 93V94H93ZM124 93H126V94H128V95H126V94H124ZM170 93V94H169ZM50 94H52V95H50ZM66 94H68V95H66ZM78 94V95H77ZM81 94H82V96H81ZM112 94V93H111ZM131 94V95H130ZM147 94H149L148 95V97H149V101L148 102H146L147 100H146V98H147ZM161 94H163V96H161ZM167 94V95H166ZM30 95V96H29ZM38 96V98L40 99V100H35L36 99V97ZM76 95V96H75ZM88 95H89V97H88ZM100 96V98H99V96ZM123 95V97H125V98H123V97H121ZM126 95V96H125ZM130 95V96H129ZM158 95H160V96H158ZM189 95H190V97H189ZM193 95V96H192ZM260 95V96H259ZM31 96H33V97H31ZM41 96V97H40ZM43 96V97H42ZM50 96V97H49ZM138 96H140V99L138 100L137 98H138ZM151 96H152V98H151ZM164 96H166L167 98H163ZM168 96H170V98L168 97ZM15 98L14 100L15 101H13V98ZM27 97V98H26ZM49 97V98H48ZM64 97V98H63ZM71 97V98H70ZM77 97V98H76ZM88 97V99H86ZM102 97V98H101ZM126 97H129L128 99H126ZM159 97V98H158ZM188 97V98H187ZM193 97V98H192ZM21 99V100H18V99ZM26 98V100L27 99H31V100H27V101H25L24 99ZM33 98V99H32ZM60 98H61V100H60ZM120 98L123 100V102H122V100H120ZM134 98H135V101H134ZM152 100H151V99ZM155 98H158L157 100H159V101H157V100H155ZM186 98H187V100H186ZM189 98H192V100L190 99L189 100ZM198 99V101H197V99ZM212 98H213V96H212ZM227 98V99H226ZM10 99H12V100H10ZM43 99V100H42ZM96 99V100H95ZM128 101H130V103L129 102H127V105H126V100ZM137 99V100H136ZM142 99V100H141ZM160 99H161V101H160ZM162 99H163V102H162ZM165 99H167V100H165ZM215 99V98H214ZM45 100V101H44ZM80 100V101H79ZM82 100V101H81ZM89 100H90V102H89ZM146 100V101H145ZM201 100H202V102H203V104H204V106H203V104L201 103ZM216 100H217V98H216ZM214 101V102H217V103H220L219 101ZM7 101H8V103H7ZM12 101V102H11ZM19 101V102H18ZM25 102V103H23V102ZM41 101H44V102H41ZM46 101H48V102H46ZM63 101V102H62ZM69 101V102H68ZM119 101L120 102H122L121 104H122V107H120L119 106ZM124 101H125V103H124ZM138 101V102H137ZM139 101H141V102H139ZM153 101V102H152ZM189 101V102H188ZM193 101V102H192ZM6 102V103H5ZM29 102V103H28ZM30 102H31V105H30ZM37 102V103H36ZM40 102V103H39ZM82 102V103H81ZM115 104H114V103ZM134 102H136V103H134ZM146 102V103H145ZM150 102H152V105H151V103ZM158 102H161V103H158ZM197 102V103H196ZM28 103V104H27ZM34 103H36V104H34ZM42 103H43V105H44V107H42L43 105H42ZM47 103V104H46ZM60 103H62V104H60ZM69 103V104H68ZM75 103V104H74ZM89 103H90V105H89ZM116 103H117V107H114L113 105H115L116 106ZM129 103V104H128ZM140 103V104H139ZM144 103H145V105H144ZM150 105H149V104ZM163 103V104H162ZM179 103L180 104H182V105H179ZM193 103V104H192ZM199 103V104H198ZM232 103V104H231ZM24 104H25V106H24ZM33 104V105H32ZM67 104H68V106H67ZM135 104H136V106H135ZM148 104V105H147ZM36 105V106H35ZM42 105V106H41ZM82 105V106H81ZM89 105V106H88ZM92 105V106H91ZM97 105H98V108L99 109H97ZM100 105V106H99ZM124 105V106H123ZM140 105V106H139ZM147 105V106H146ZM160 105V106H159ZM195 105V106H194ZM5 106V107H4ZM64 107V108H62V107ZM73 106V107H72ZM126 106V107H125ZM138 106H139V108H138ZM146 106V107H145ZM149 106V107H148ZM153 106V107H152ZM181 106H185L184 108L183 107H181ZM13 107H14V109H13ZM29 107V108H28ZM37 107H40V110H39V112H41V113H39L38 112V109L39 108H37ZM42 107V108H41ZM77 107V108H76ZM112 107H114L115 109L113 110V108ZM120 107V108H119ZM137 108L136 110H133V108ZM143 107H145L146 108V110L143 108ZM151 107V108H150ZM164 107V108H163ZM191 107V108H190ZM198 107V108H197ZM8 108V109H9ZM44 108H46L45 110H44ZM61 110H60V109ZM126 109V111H125V113L123 114V112H124V110L121 112V109ZM132 108V109H131ZM151 110H150V109ZM152 108H154V110L152 109ZM8 109H6V110H8ZM19 109V110H18ZM21 109V110H20ZM26 109V110H25ZM36 109H37V111H36ZM44 110L45 112H47L45 115H43L44 114V112L42 111V110ZM57 109H58V111H61V112H56L57 111ZM94 109H97V111H95ZM117 109H119V110H117ZM131 109V110H130ZM151 111H149V110ZM187 109H188V111L189 112H191V116H190V113L187 111ZM192 109V110H191ZM194 109V110H193ZM200 109V110H199ZM2 110H0V112H2ZM83 110V111H82ZM113 110V111H112ZM128 110V111H127ZM130 110V111H129ZM169 110V112L171 113V111L172 112H174L175 111V113L177 114V116L179 115V119H178V121H174L173 119H172V117H171V115H170V113L169 112H167ZM201 110H202V112H201ZM18 111H20V113L18 112ZM65 111V112H64ZM82 111V112H81ZM92 111V112H91ZM97 112L96 113V115L94 114V112ZM132 111H133V113H132ZM139 111H143L142 113H138V116H137V114L135 115V112H139ZM145 111V112H144ZM154 111V112H153ZM184 111V112H183ZM14 112V113H15ZM27 112L29 113V114H27ZM34 112V113H35ZM55 112V113H54ZM70 112H71V114H70ZM91 112V113H90ZM148 112L150 113V114H148ZM153 112V113H152ZM159 112V113H158ZM167 112V113H166ZM186 112L188 113V114H186ZM194 112V113H193ZM200 112V113H199ZM68 113V114H67ZM73 113V114H72ZM117 113H118V116H117ZM131 114V116L129 115V114ZM147 113V114H146ZM169 113V114H168ZM203 113V114H202ZM17 114V115H18ZM38 114H40V115H38ZM57 114V115H56ZM66 114V115H65ZM116 114V115H115ZM123 114V116H121ZM125 114H127V115H129L130 116V118H129V116H125ZM139 114H142V116L144 115V114H146V115H144V117L145 118H142V119H144V120H142L141 121V115H139ZM163 114H164V116H163ZM165 114H167V115H169V116H167L166 117V119H168V120H171V121H167L166 119H165ZM181 114V115H180ZM184 114H186V115H184ZM199 114H200V117H198L199 116ZM260 112L258 113V110H256V109H254V108H249V116L251 117V118H257L256 117V115L258 116V117H260ZM43 115V116H42ZM70 115V116H69ZM92 115V116H91ZM95 117H94V116ZM151 115V116H150ZM156 115H158V117L156 116ZM160 115V116H159ZM184 115V116H183ZM197 115V116H196ZM201 115L203 116V117H201ZM204 115H206V116H204ZM40 116H41V118H40ZM55 116H57V117H55ZM73 116V117H72ZM102 116V117H101ZM106 116H107V118H106ZM139 117V119L137 118V120L135 121V117ZM141 116V117H140ZM161 116H163V117H161ZM185 117V119H183V117ZM209 116V117H208ZM55 117V118H54ZM71 117V118H70ZM119 117H121V119L119 118ZM132 117H133V119L134 120H132ZM150 117V118H149ZM169 117V118H168ZM189 118V119H187V118ZM190 117H193V118H195V117H197L196 118V120H194L193 118H190ZM206 117H208L207 118V120H206ZM56 118H58V119H56ZM92 118H94V119H92ZM106 118V120H104ZM111 118V117H110ZM125 120H124V119ZM149 118V119H148ZM201 118V119H200ZM205 118V119H204ZM18 119H20V120H18ZM23 119V120H22ZM26 119V120H25ZM31 119V120H30ZM33 119V120H32ZM40 119V120H39ZM122 119H123V121H122ZM145 119H147V121H145ZM158 119H159V121L160 120H163V121H158ZM195 121H193V120ZM201 120V121H199V120ZM202 119H203V121H202ZM129 120V121H128ZM132 120V121H131ZM139 120V121H138ZM188 120H191V121H188ZM206 120V121H205ZM212 120H214L213 122H214V124H210L211 123V121ZM45 121V120H44ZM73 121H76V122H74L73 123ZM145 121V122H144ZM185 121V122H184ZM186 121H188L189 123H186ZM166 122V123H165ZM178 122V123H177ZM196 122H198V123H196ZM201 122V123H200ZM204 122V123H203ZM205 122L207 123V124H205ZM245 122V123H244ZM264 122V121H263ZM101 123V122H100ZM154 123V124H153ZM185 123H186V127H185ZM192 123V124H191ZM137 124V125H136ZM157 126H156V125ZM171 124V125H170ZM216 124V125H215ZM235 125V128L233 127L234 125ZM243 124V125H242ZM84 125H86L85 127L87 128H82V130H81V126H83L84 127ZM151 125V126H150ZM162 125V126H161ZM231 125V127H229ZM75 126V127H74ZM88 126V127H87ZM121 126V127H120ZM142 126V127H141ZM166 126V127H165ZM170 126V127H169ZM191 127V129H190V127ZM195 126V127H194ZM211 126H213V127H211ZM216 126V127H215ZM241 126H243V127H241ZM69 127V126H68ZM74 129H73V128ZM119 127V128H118ZM140 128L139 130L137 129V128ZM217 127H219L218 128V130H215V129H217ZM232 127L235 129L234 131H233V133H232V131L231 130H233L232 129ZM238 128V130H237V128ZM145 128V129H144ZM164 128V129H163ZM175 128V129H174ZM187 128V129H186ZM76 129V130H75ZM83 129H85V131L83 130ZM89 129H91V131L89 132L88 130ZM94 129V130H93ZM137 129V130H136ZM162 129V130H161ZM189 129V130H188ZM221 129V130H220ZM106 130H108V129H106ZM159 130V131H158ZM161 130V131H160ZM176 130V131H175ZM187 130V131H186ZM211 130V131H210ZM238 132H237V131ZM76 131V132H75ZM82 131H84V132H82ZM87 131V132H86ZM152 131V132H151ZM155 131V132H154ZM189 131V132H188ZM193 131H195V132H193ZM216 131V132H215ZM218 131L219 132H221V134L219 135V133H218ZM236 131V132H235ZM245 131V132H244ZM261 131V132H260ZM89 132V133H88ZM91 132H95L94 133V135L93 134H91ZM99 132H103V130H101V131H99ZM105 132H107V131H105ZM104 132V135L106 134ZM138 132H141V133H139V134H136V133H138ZM149 133V134H147V133ZM235 132V133H234ZM240 132V133H239ZM249 133V134H247V133ZM89 135H88V134ZM151 133V134H150ZM158 133V134H157ZM190 133H192V134H190ZM218 133V134H217ZM224 133V134H223ZM246 133V134H245ZM156 135V137H155V135ZM193 134H194V136H193ZM217 134V135H216ZM232 134H235L234 135V137L232 136ZM240 134V135H239ZM251 134V135H250ZM90 135H91V137H90ZM138 135V136H137ZM141 135V136H140ZM190 135L192 136V137H190ZM213 135V136H212ZM248 135H249V137H248ZM263 135V136H262ZM146 136V137H145ZM226 136H227V139H226ZM230 136H232V137H230ZM239 136V137H238ZM245 136V137H244ZM143 137H144V139H145V141L146 142H144V140H142L143 139ZM149 137V138H148ZM167 137V138H166ZM185 137V138H184ZM187 137V138H186ZM202 137V138H201ZM205 137V138H204ZM221 137V139L222 140H220L219 138ZM224 139H223V138ZM244 137V138H243ZM77 138V139H76ZM154 138V139H153ZM177 138V139H176ZM190 138V139H189ZM195 138V139H194ZM213 138V139H212ZM232 138V139H231ZM148 139L150 140V141H148ZM155 139H157V140H155ZM215 139V140H214ZM226 139V140H225ZM247 139V140H246ZM116 140V139H115ZM140 140H141V142H140ZM169 140H172V141H169ZM230 140H231V142H230ZM254 140V145H253V142H251V141H253ZM257 140H258V142H257ZM133 141V142H132ZM154 141H158V145H159V143H160V141H162V143H163V146H160L159 145V147H161V149L163 148V147H165L166 145V149L164 148V149H162V150H157L159 147L158 146H155V147H152L153 145H151L150 147H151V149L152 150H154V148L158 151L156 154H153L154 155V159L155 160H157V162L154 160V163L152 162L153 160H149V158L150 157H144L143 156V152L144 153H146L145 151H146V149H147V151H148V149H150V147L149 146H145L147 143V145H149V142H152V143H154ZM164 141H166V144H164L165 142ZM174 141V142H173ZM213 141V142H212ZM222 141H224V142H222ZM225 141H227L228 143V145L229 146H226V148L225 147H223V148H221L220 149V147L223 145V146H225L226 145V143H225ZM212 143V145H211V143ZM222 142V145L220 144ZM145 143V144H144ZM171 143V144H170ZM214 143H216L215 145H214ZM219 143V144H218ZM225 145H224V144ZM252 143V145L254 146H252V145H250ZM255 143H257L256 144V146H255ZM142 144V145H141ZM206 144H208V145H206ZM236 144H237V146H236ZM144 145V147H142ZM204 145H206L205 147H204ZM141 148H140V147ZM207 146H208V148H210V149H208L207 148ZM209 146H211V147H209ZM235 146H236V148H235ZM242 146V147H241ZM245 146V147H244ZM147 147V148H146ZM214 147V148H213ZM216 147V148H215ZM233 147V148H232ZM80 148H82V147H80ZM80 148L79 147H75V149L76 150H80ZM217 148H219V150L217 149ZM243 148V149H242ZM171 149V150H170ZM217 149V150H216ZM225 149V150H224ZM237 149V150H236ZM240 149H242L243 151H241ZM254 149V150H253ZM87 150V146H86V148H85V151ZM165 150V151H164ZM259 150V151H258ZM161 153H160V152ZM163 151V152H162ZM221 151H223V152H221ZM230 151V150H229ZM238 151H240V152H238ZM80 152V151H79ZM211 152V153H210ZM214 152V153H213ZM248 152V153H247ZM251 152H253V153H251ZM230 153H232V155L230 154ZM238 153V154H237ZM254 153H255V156H253L254 155ZM206 154V155H205ZM138 155V156H137ZM237 155H239V156H237ZM243 155H245V157L243 156ZM216 156V157H217ZM253 156V157H252ZM257 156V158H255ZM258 156H259V158L261 157V160L260 159H258ZM136 157H137V159L138 158H141V160H137L136 159ZM157 157V158H156ZM240 157V158H239ZM252 157V158H251ZM142 158H144V159H147V161L146 160H143ZM200 159H202V156L200 157ZM200 159L198 160V163H197V165L199 166V165H202V169L204 168H206V166H205V164H208L207 162L205 163V161H207L206 160V158H204V161H200ZM235 159L237 160V161H235ZM242 159H244V160H250L251 159V161H257V163H253V162H251L250 163V166H247L246 167V164L243 162V161H241ZM80 160V159H79ZM82 158H81V160H80V162H82ZM137 160V161H136ZM142 161H145V162H142ZM151 161V162H150ZM235 161V164H233V162ZM155 162H156V164H155ZM201 162V163H200ZM203 162V163H202ZM237 162V163H236ZM241 162H243V164L241 163ZM150 164V165H149ZM234 166H233V165ZM213 165H216V166H214L215 168L217 167H219L220 166V164H219V166L217 165V163H215V164H213ZM213 165H211V166H213ZM72 166V165H71ZM150 166V167H151ZM158 166V165H157ZM149 167V168H150ZM151 167V168H152ZM239 167H241V169L239 168ZM243 167L244 168H246V169H244V170H242L243 169ZM259 167V168H258ZM261 167H263L262 168V171H261ZM75 167H70L69 168V172H72L71 174L69 173V172H67L66 174H67V176H65L67 179L70 177L71 178V180H73V182L71 183V185H73V191H75V193H74V198L72 197V200L74 201V199H75V203H73L72 202V207H73V211L71 210V212H72V215L74 214L75 216L76 215H80L81 217H85L86 218V216L87 217H89V216H92L91 215V213L92 212H94L95 213V211H92L91 212V210L92 209H94V210H96L97 212H98V214H99V212L100 211H98V210H102V209H107V210H113V209H117V208H120V207H118V205L119 206H121V208H126V210L127 209H129V208H131L130 206H132V209L136 212V211H138V213L140 214V210H141V207H139L138 206V201L139 200H137V199H139V197H147V195H148V193H149V191L151 192V190H150V188L149 187H153L152 185H154V188L156 189V186H155V181H153V179H155L154 177H153V179L151 180V179H146V181H143L144 182V184H143V182H138V184H140V183H142V186L140 185H137V182L135 183L134 182V188H133V185L131 184V187L132 188H129V185H130V183H129V180H127V179H123V180H121V182H119L120 181V179H117L118 180V183H117V185H116V182L117 181H115V186H118V187H114L115 189H117V191L115 190V192H113V190L112 191H109V189L107 190L106 188H107V186L105 187L103 184H105V183H103L102 181L101 182H96V181H100L101 180V178H100V174L98 175L97 173L98 172H96V174H94V172L92 173L91 172V168L89 169V168H86V169H79V171L80 172H78L77 173V169L75 168V170H72V169H74ZM238 168H239V172H238ZM254 168V169H253ZM87 169H89V170H87ZM146 169V168H145ZM156 169V168H155ZM257 169H259V170H257ZM84 170H87V172L88 173H86V171H84ZM235 170L238 172V174L240 175H238L237 174V172H235ZM246 170V171H245ZM247 170H248V172H247ZM249 170H251V171H249ZM81 171H82V173H81ZM90 171V172H89ZM74 172H75V176H74ZM244 172H247V174L245 173L244 174ZM256 172H257V174H256ZM76 173H77V175H76ZM85 173V174H84ZM252 173L254 174V175H252ZM79 174H81L82 176H81V179L82 180H79V178H80V176H79ZM87 174V175H86ZM243 174V175H242ZM261 174V175H260ZM71 175V176H70ZM85 175V176H84ZM92 175V176H91ZM257 175V176H256ZM77 176V177H76ZM85 178H84V177ZM243 176V177H242ZM247 176V177H246ZM64 177V178H65ZM79 177V178H78ZM94 177H96V178H94ZM239 177H241V178H239ZM255 179H254V178ZM258 177V178H257ZM262 177V178H261ZM69 178V179H70ZM75 178V179H74ZM78 178V179H77ZM99 178H100V180H99ZM150 178H152V177H150ZM239 178V179H238ZM243 178L244 179H246V180H244V182H242L243 181ZM91 179V180H90ZM96 179V180H95ZM238 179V180H237ZM258 179V180H257ZM261 179V180H260ZM77 181V182H80V183H82V185L81 184H77L75 181ZM88 180H90V181H88ZM235 180V181H234ZM241 180V181H240ZM59 181H60V178H59ZM63 181V182H62ZM66 181H70V180H66ZM65 180H62V178H61V183H60V185H64L65 184V182H66ZM83 181L85 182V183H83ZM92 181L93 182H95L94 184L92 183ZM150 183H148V182ZM256 181H257V183H256ZM68 182H66V183H68ZM154 182V183H153ZM241 182H242V184H241ZM260 183V187L258 186L257 187V185ZM146 183V184H145ZM78 185V187H76L77 185ZM83 184H85V185H83ZM87 184V185H86ZM96 184V185H95ZM122 184V185H121ZM150 186H149V185ZM152 184V185H151ZM240 184V185H239ZM253 184V185H252ZM257 184V185H256ZM136 185V186H135ZM148 185V188L146 187ZM255 185V186H254ZM82 186V187H81ZM128 186V187H127ZM140 187V189H142L141 191H140V189L138 190V189H135V187ZM185 193H184V196H182V198H184V200H185V198H188L189 197V189H190V186H191V183L190 182H187L186 184H185ZM237 186V187H236ZM240 186H242L241 188H243V186L245 187V190H246V192H247V194L244 196V194L243 193H241V194H239V191H238V189L237 188H240ZM253 186V187H252ZM101 188V190H100V188ZM127 187V188H126ZM142 187V188H141ZM251 187V188H250ZM258 189H257V188ZM104 188V189H103ZM129 188V189H128ZM77 189V190H76ZM107 191H106V190ZM131 189H135V191L134 190H131ZM153 189V188H152ZM154 189V190H155ZM235 189V190H234ZM251 189V190H250ZM256 189H257V191H256ZM119 190V191H118ZM124 190V191H123ZM137 190H138V193H139V195H138V193H137ZM243 189H241V191H242ZM254 190L257 192H255V195H254ZM103 191H106L107 192V195H105L104 193H102ZM134 191V192H133ZM142 193H140V192ZM236 191V192H235ZM249 191H250V193H249ZM101 192V193H100ZM112 192L114 193V195L116 196V194H117V196H119V198H118V201H117V196L114 198L115 199V202L113 201L114 199H112V197H113V194H112ZM124 192V193H123ZM251 192H252V194H251ZM110 193V194H109ZM133 193V194H132ZM147 193V194H146ZM111 194H112V196H111ZM129 194H131V195H129ZM146 194V195H145ZM250 194V195H249ZM257 194V195H256ZM76 195L78 196L77 198H78V201H77V199H76ZM135 195H136V197H135ZM129 196H130V199H129V201H127L128 200V198H129ZM239 196V197H238ZM244 196V197H243ZM254 196V197H253ZM262 196V197H261ZM132 197H134L133 199H131ZM143 197V198H144ZM232 197V198H233ZM125 198L127 199L126 201H125ZM239 198V199H238ZM234 199H233V201H234ZM80 200H81V202H80ZM83 200V201H82ZM137 200V201H136ZM77 201V202H76ZM135 201V202H134ZM78 202H80V207H79V203ZM128 202V203H127ZM129 202H130V204H129ZM134 202V203H133ZM77 203H78V205H77ZM83 203V204H82ZM133 203V204H132ZM75 204H76V206H75ZM125 204V205H124ZM140 204H141V200H140ZM139 204V205H140ZM74 205V206H73ZM128 205H129V208H127L128 207ZM83 206V207H82ZM71 207V208H72ZM74 207H75V210L76 211H74ZM78 207H79V209H81V212H79L78 211ZM77 208V209H76ZM83 208V209H82ZM136 209V210H135ZM139 209V210H138ZM114 212H115V214H116V220H114V225H117V224H124V225H126V215L125 214H121V213H118L117 212V210H113ZM74 212V213H73ZM77 214H76V213ZM91 212V213H90ZM97 212H96V214H97ZM88 214H90L89 216H88ZM73 215V216H74ZM94 215V214H93ZM137 215V214H136ZM74 216V217H75ZM78 216H76L75 217V219H78ZM73 217V218H74ZM80 218V217H79ZM180 221V220H179ZM252 221V222H251ZM254 221V222H253ZM246 224H245V223ZM243 222V224L241 225V224H239L240 222H238V223H236V224H233V226H232V228H231V230H229V239H230V241H228V247L230 248L231 247V249H233V247H234V250H237V249H242V248H246V249H250V251L253 253L255 250L256 251H260V249L262 250V248H263V246H264V244L261 246L260 244H262V242H261V240L263 241V243H264V223H263V221H255V220H246V221H244ZM247 222H249V223H247ZM241 223H242V221H241ZM252 223V224H251ZM256 223V224H255ZM263 223V224H262ZM76 224H77V222H76ZM259 224H261V225H263V226H261V225H259ZM235 225H237V226H235ZM250 225H252V226H250ZM256 226H258L257 228H256ZM249 228V229H248ZM255 228V229H254ZM261 228V229H260ZM237 230V231H236ZM251 230V231H250ZM257 230V231H256ZM262 230V231H261ZM233 231V232H232ZM213 232V231H212ZM212 232H210V230H208L207 232H206V234H205V239H208L209 241H210V237H212V235H214V232L212 233ZM257 232V233H256ZM263 232V233H262ZM210 234V235H208V234ZM254 233V234H253ZM249 234V235H248ZM235 235H236V237H235ZM129 237H133V234L132 233H129ZM186 239H188V240H185V239H179V240H177V242H176V245L174 246L173 245V243H171V247H170V249L172 250L173 249V251H171L170 253L171 254H173L174 256L176 255V254H179V255H181L183 258H184V261H185V263L186 264H202L204 261L203 260H205L206 259V255H204L203 253H205L204 251H205V249L203 250V248L200 246V244L201 243H199V242H193L192 243V241H191V239L187 236V238ZM242 239V240H241ZM237 240V241H236ZM232 241V242H231ZM236 241V242H235ZM250 241H251V243H250ZM229 242H231L232 243V245H231V243H229ZM183 243V244H182ZM199 243V244H198ZM40 245H38V248H34V249H32V250H34L33 251V253L31 252L30 254H27V253H25V255H24V253H22V256L23 257H25V259H23L24 260V263L25 264H32L33 263V261L35 262H38L39 260H38V257L37 256H35V255H38V254H40L41 253V256H39L40 258L39 259H41L42 260V257H43V255L45 254L44 253V251L42 250V248L44 249V247L42 246L43 244L40 242L39 243ZM223 244H221L220 246H218V247H221ZM45 246V245H44ZM172 246H174V247H172ZM179 247L178 249H177V247ZM183 246V247H182ZM45 247H47V245L45 246ZM169 247H168V249H169ZM181 247V248H180ZM198 247H200V248H202V250L200 249V248H198ZM223 247V246H222ZM197 248V249H196ZM52 249H53V257H54V259H55V262L57 263V264H63V261L65 262V263H67V261H68V259H67V256H66V253H64V248H62V250H61V248H60V245H53V247H52ZM177 249V250H176ZM199 249V250H198ZM211 249H213V248H211L210 247V251H211ZM258 249V250H257ZM37 250V251H36ZM184 251V253L182 252V251ZM8 251L10 252V251H12L11 253H8ZM14 251H17V250H14V248H12V250L11 249H6V250H3V254L4 255H7V256H9L10 258H15V255H12L13 254V252ZM61 251H63V253L61 252ZM175 251H178V252H175ZM181 251V252H180ZM197 251V252H196ZM200 251V252H199ZM255 251V252H256ZM202 252V253H201ZM6 253V254H5ZM36 253V254H35ZM38 253V254H37ZM42 253H43V255H42ZM176 253V254H175ZM180 253H183V254H185V255H183V254H180ZM201 255H200V254ZM2 254V255H3ZM63 254V255H62ZM195 254V255H194ZM1 255V256H2ZM17 255V254H16ZM34 255V256H33ZM204 255V256H203ZM28 256H30V257H28ZM44 256H48V255H44ZM62 256H64V258H66V259H62ZM201 256H202V260H200V258H201ZM131 257L132 258H136L135 256H132L131 255ZM180 257V256H179ZM182 257H180V259L182 260ZM196 257V258H195ZM198 257H200V258H198ZM9 258V259H10ZM37 258V259H36ZM176 258H177V255H176ZM204 258V259H203ZM28 259V260H27ZM35 259V260H34ZM30 260H31V262H30ZM38 260V261H37ZM2 261V260H1ZM0 261V264H7V263H4L5 261H3V263ZM28 261V262H27ZM183 261V262H184ZM35 262V263H36ZM198 262V263H197Z\"/></svg>","mask_w":264,"mask_h":264},{"label":"built area","instance_id":"2783aa9c","mask_svg":"<svg viewBox=\"0 0 264 264\" xmlns=\"http://www.w3.org/2000/svg\"><path fill=\"white\" fill-rule=\"evenodd\" d=\"M128 253H129V255L131 256H135L136 258H141L140 256H142V252H140L139 250H137V249H129L128 250ZM120 254H118L117 256H119Z\"/></svg>","mask_w":264,"mask_h":264}]
</instances>
